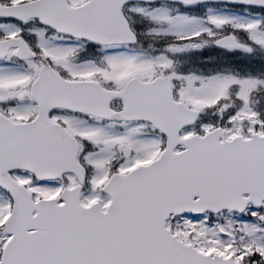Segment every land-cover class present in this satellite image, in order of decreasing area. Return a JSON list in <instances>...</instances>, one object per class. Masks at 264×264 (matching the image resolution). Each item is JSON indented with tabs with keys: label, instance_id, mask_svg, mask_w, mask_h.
<instances>
[{
	"label": "snow or ice",
	"instance_id": "snow-or-ice-1",
	"mask_svg": "<svg viewBox=\"0 0 264 264\" xmlns=\"http://www.w3.org/2000/svg\"><path fill=\"white\" fill-rule=\"evenodd\" d=\"M0 264H264V0H0Z\"/></svg>",
	"mask_w": 264,
	"mask_h": 264
}]
</instances>
